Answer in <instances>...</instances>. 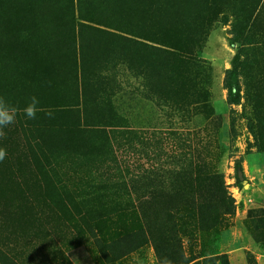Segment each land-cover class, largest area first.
Listing matches in <instances>:
<instances>
[{"label":"rangeland","instance_id":"obj_1","mask_svg":"<svg viewBox=\"0 0 264 264\" xmlns=\"http://www.w3.org/2000/svg\"><path fill=\"white\" fill-rule=\"evenodd\" d=\"M0 96V264H264V0H0Z\"/></svg>","mask_w":264,"mask_h":264},{"label":"clouds","instance_id":"obj_2","mask_svg":"<svg viewBox=\"0 0 264 264\" xmlns=\"http://www.w3.org/2000/svg\"><path fill=\"white\" fill-rule=\"evenodd\" d=\"M40 101L39 98L35 95L30 97L29 103L23 109L24 114L28 119H35L37 112L41 109L38 108ZM18 109L14 106H10L6 99L0 96V140L6 137V129L9 125H12L16 121ZM50 118L53 116L51 111L46 113ZM7 156V151L5 148L0 147V161H3ZM159 264H173V262L167 257L160 260Z\"/></svg>","mask_w":264,"mask_h":264},{"label":"trees","instance_id":"obj_3","mask_svg":"<svg viewBox=\"0 0 264 264\" xmlns=\"http://www.w3.org/2000/svg\"><path fill=\"white\" fill-rule=\"evenodd\" d=\"M45 20L46 19L43 18L42 22L45 24V27H46L47 23ZM165 47H167V46H165ZM169 48L174 50V51L181 52L179 49H176L173 47H169ZM236 82H237V75H236L235 70H232L228 74V77L226 79V87L228 89V97H229L230 103L237 105L240 103V98H239V92L237 89V83ZM236 172H237V174L243 173L241 165H239V164L236 165ZM209 179H220V177L217 174H210ZM237 180H238V182H241L238 176H237Z\"/></svg>","mask_w":264,"mask_h":264}]
</instances>
